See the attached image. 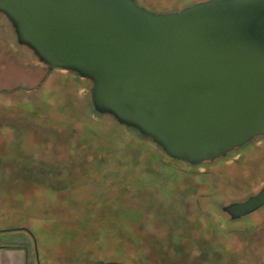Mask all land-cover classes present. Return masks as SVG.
Returning <instances> with one entry per match:
<instances>
[{"label": "rangeland", "instance_id": "374dc122", "mask_svg": "<svg viewBox=\"0 0 264 264\" xmlns=\"http://www.w3.org/2000/svg\"><path fill=\"white\" fill-rule=\"evenodd\" d=\"M90 85L40 61L0 12V233L30 230L39 264H264V205L222 210L263 186L264 136L192 166L95 113Z\"/></svg>", "mask_w": 264, "mask_h": 264}, {"label": "water", "instance_id": "95a60500", "mask_svg": "<svg viewBox=\"0 0 264 264\" xmlns=\"http://www.w3.org/2000/svg\"><path fill=\"white\" fill-rule=\"evenodd\" d=\"M17 40L90 80L93 107L190 164L264 136V0H199L156 12L137 0H0ZM264 205V184L222 206Z\"/></svg>", "mask_w": 264, "mask_h": 264}, {"label": "crops", "instance_id": "0c3cea01", "mask_svg": "<svg viewBox=\"0 0 264 264\" xmlns=\"http://www.w3.org/2000/svg\"><path fill=\"white\" fill-rule=\"evenodd\" d=\"M13 230L0 233V264H39L38 249L33 240V233L28 229ZM67 258L69 256L63 257V259ZM82 264H132V262L115 258L95 259Z\"/></svg>", "mask_w": 264, "mask_h": 264}, {"label": "trees", "instance_id": "16d2710c", "mask_svg": "<svg viewBox=\"0 0 264 264\" xmlns=\"http://www.w3.org/2000/svg\"><path fill=\"white\" fill-rule=\"evenodd\" d=\"M90 104H91V102H90ZM93 111H95V113H97V114H100V112H98L95 108H93ZM102 114V113H101ZM103 114H106V113H103ZM112 116V115H111ZM113 117V116H112ZM114 118V117H113ZM115 119V118H114ZM116 120V119H115ZM117 121V120H116ZM123 125H125V124H123ZM125 126H127V125H125ZM127 128L128 129H130V130H133L134 132H136L137 134H139L140 136H142V137H144V138H146V139H148L149 141H151L152 143H154L158 148H160V149H162V151L164 152V154L166 155V156H168V157H170V158H173V157H171V156H169L164 150H163V148L160 146V145H158L157 143H155V142H153L152 141V139L151 138H149L148 136H146V135H143V134H141L138 130H136L135 128H133V127H130V126H127ZM258 137H260V136H258ZM256 138V137H255ZM255 138H253L252 140H254ZM252 140H250V141H252ZM250 141H248V142H250ZM236 149V148H235ZM231 152V151H230ZM174 159H176V158H174ZM181 160V159H180ZM186 161V160H185ZM187 162V161H186ZM208 162H212V161H205V162H202V163H208ZM189 165H192V166H196V165H199V164H202V163H199V164H190L189 162H187ZM236 200H239V199H236ZM235 201V200H234Z\"/></svg>", "mask_w": 264, "mask_h": 264}, {"label": "flooded vegetation", "instance_id": "af4514ba", "mask_svg": "<svg viewBox=\"0 0 264 264\" xmlns=\"http://www.w3.org/2000/svg\"><path fill=\"white\" fill-rule=\"evenodd\" d=\"M255 193V192H254ZM246 198V197H245Z\"/></svg>", "mask_w": 264, "mask_h": 264}]
</instances>
